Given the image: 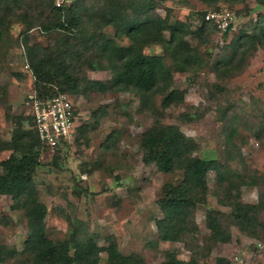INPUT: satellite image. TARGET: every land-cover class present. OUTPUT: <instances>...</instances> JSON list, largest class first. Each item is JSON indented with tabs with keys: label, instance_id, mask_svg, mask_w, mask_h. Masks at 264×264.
<instances>
[{
	"label": "rangeland",
	"instance_id": "obj_1",
	"mask_svg": "<svg viewBox=\"0 0 264 264\" xmlns=\"http://www.w3.org/2000/svg\"><path fill=\"white\" fill-rule=\"evenodd\" d=\"M43 1L14 2L4 20L0 40V139L4 141L11 139L17 122L28 126L26 102L33 93V77L26 63L24 34L29 44L40 46L67 47L81 39L57 30L43 32L38 24L48 14ZM100 1L84 0L82 5L94 7ZM112 1L115 6L126 2ZM214 6L201 0H160L157 7L159 14H168L171 21H185L190 30L200 25L201 14L208 10L231 13L226 35L211 28L208 36L202 37L206 42H200L192 33L187 34L202 60L197 69L175 70L159 44L147 45L143 52L162 54L173 71L171 87L184 90L183 101L165 109L160 106V95L154 96L162 121L176 124L199 144L195 155L217 158L245 178H254L256 184L240 187L242 201L252 203L264 191V48L246 54L235 70L217 71L215 62L231 54L238 34L248 28L257 12H264V7L254 0H218ZM102 32L113 37L110 26ZM117 41L129 43L125 37ZM85 60L73 63L80 78L110 79L109 70L90 69ZM71 99L78 113L77 123L84 124L85 130L61 148H43L41 165L33 176L36 195L47 207L45 226L51 239L67 238L74 230L91 235L105 246V237L113 235L120 252L139 255L145 264H161L169 250L180 259L195 260V264H215L217 256H224L231 264H264V236H247L230 221L228 243L217 242L210 235L205 222L207 210H229L217 201L220 187L213 171L208 173L206 202L195 209L197 231L185 232L174 242L158 240L155 219L161 212L156 200L163 183H178L181 173H164L142 161L140 137L152 124V114L141 107L134 92L91 91L74 94ZM112 131L114 136L109 138ZM106 142L109 148H105ZM9 154V149L1 150L0 161ZM259 219L264 222V211ZM27 233L24 211L13 206L10 195L0 194V245L8 252L0 264L22 263L29 258L24 250ZM105 257L102 252L99 264H106Z\"/></svg>",
	"mask_w": 264,
	"mask_h": 264
},
{
	"label": "trees",
	"instance_id": "obj_2",
	"mask_svg": "<svg viewBox=\"0 0 264 264\" xmlns=\"http://www.w3.org/2000/svg\"><path fill=\"white\" fill-rule=\"evenodd\" d=\"M18 1L0 0V40L5 17L11 13L12 4ZM83 1L73 0L59 6L53 0L42 2L48 10L44 19L38 22L43 32L57 30L66 36H81V39L67 47L58 44L40 46L29 44L27 34H24L26 63L33 77V93L30 95L40 99L57 93L72 97L91 91L134 92L138 95L141 107L153 116L152 124L140 137L142 161L154 164L164 173H181L178 183H163L156 200L161 212L160 217L155 219L158 240L174 242L185 232L197 231L195 209L206 202L208 173L211 171L215 172L220 187L217 201L229 208L228 212L207 210L205 222L212 238L228 243L231 240L229 221L247 236H264V222L259 219V214L264 211V191L252 203L242 201L240 196V187L254 185L256 180L245 178L241 172L232 170L226 162L217 158L195 155L199 144L176 124L164 123L162 111L153 102L154 96L160 95L162 109L178 104L184 99V90L171 87L173 71L163 55L146 54L143 48L159 44L175 70L197 69L202 60L186 36L192 33L200 42H206L205 38L202 39L203 35L208 36L211 28L217 30L213 22L205 20L206 12L200 16V25L190 30L185 21H171L168 14H159L157 7L160 0H126L118 6L112 0H102L95 2L99 5L94 7L82 5ZM201 1L215 7L218 0ZM227 1L238 3L243 0ZM254 1L264 7V0ZM106 26L113 28V37L102 32ZM230 28L231 21L222 33L226 35ZM123 37L129 40L128 44L117 41ZM257 47L264 48V12H257L248 28L241 30L233 42L231 54L217 60L215 69H237L244 56ZM91 51L92 55L87 56ZM82 58L86 59V66L90 69L109 70L110 79L80 78L73 63ZM75 114H78L76 110ZM25 118L28 120L27 127L17 122L11 139H0V151L10 150L9 156L0 161V194L10 195L13 206L24 211L28 228L24 250L29 258L17 264H99L102 252L105 253L106 264H145L139 255L120 252L113 235L105 237V246L99 245L91 235H82L74 230L67 238L60 240H53L47 235V207L36 195L33 176L41 165L39 156L42 149L48 147L39 140L32 116L27 112ZM85 127L77 123L75 137ZM111 136H114L113 131L108 135L109 138ZM67 142L61 140L55 149ZM105 148H109L108 142ZM7 255V250L0 245V263ZM161 264H195V260L180 259L175 251L169 250L165 252ZM215 264L231 263L224 256H217Z\"/></svg>",
	"mask_w": 264,
	"mask_h": 264
},
{
	"label": "built area",
	"instance_id": "obj_3",
	"mask_svg": "<svg viewBox=\"0 0 264 264\" xmlns=\"http://www.w3.org/2000/svg\"><path fill=\"white\" fill-rule=\"evenodd\" d=\"M71 0H56L55 5L68 4ZM205 20L215 24L217 30L224 31L232 19L227 10H208ZM27 112L32 116L39 140L50 149H54L61 140L74 138L77 116L71 97L57 93L45 99L30 95L26 102Z\"/></svg>",
	"mask_w": 264,
	"mask_h": 264
}]
</instances>
